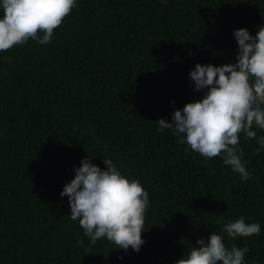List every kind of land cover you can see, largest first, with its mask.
Instances as JSON below:
<instances>
[{
  "label": "trees",
  "instance_id": "obj_1",
  "mask_svg": "<svg viewBox=\"0 0 264 264\" xmlns=\"http://www.w3.org/2000/svg\"><path fill=\"white\" fill-rule=\"evenodd\" d=\"M261 28L264 0H77L49 43L0 52V264H175L212 233L264 264V149L240 137L253 173L242 182L156 123L202 98L197 63L234 65L233 31ZM85 157L148 192L138 252L89 245L69 218L60 192ZM240 216L260 233L228 238L223 224Z\"/></svg>",
  "mask_w": 264,
  "mask_h": 264
},
{
  "label": "clouds",
  "instance_id": "obj_2",
  "mask_svg": "<svg viewBox=\"0 0 264 264\" xmlns=\"http://www.w3.org/2000/svg\"><path fill=\"white\" fill-rule=\"evenodd\" d=\"M160 3L163 6L167 0ZM76 4L77 0H0V52L29 39L42 45L49 43L54 29ZM232 35L237 62L218 66L197 63L189 78L195 90L206 89L202 98L175 109L171 122L161 118L156 123L160 132L171 130L179 143L188 146L185 150L191 149L209 161L219 158L245 182L253 173L247 170L240 137L256 139L257 153L264 149V136L257 137L255 131L264 130V28L255 38L247 30H234ZM89 157L73 168L74 177L60 192L68 199L69 218L78 221L89 245L104 239L116 249L127 252L131 247L138 252L145 242L141 233L150 205L148 192L138 179L122 174L111 159H102L106 167L101 169ZM260 231L259 223H246L244 216L222 227L233 240ZM248 251L247 246L228 247L224 235L212 233L207 240L196 242L195 249L175 264H246Z\"/></svg>",
  "mask_w": 264,
  "mask_h": 264
}]
</instances>
